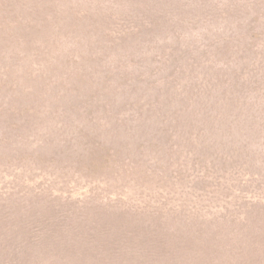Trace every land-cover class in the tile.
<instances>
[{"label":"rangeland","instance_id":"1","mask_svg":"<svg viewBox=\"0 0 264 264\" xmlns=\"http://www.w3.org/2000/svg\"><path fill=\"white\" fill-rule=\"evenodd\" d=\"M224 7L213 0H0V225L9 228L0 235V264L11 258L4 242L28 238L33 247L9 263H24L31 252L28 264H102L101 244L133 229L143 241L120 251L129 264H264L258 252L240 261L221 246L235 226L219 216L264 194L252 181L264 178L253 164L258 148L231 140L239 133L215 121L218 89L203 95L217 80L221 92H230L223 81L240 90L241 71L253 68L239 60L237 18L218 17ZM256 28L263 31L256 49L264 52V23ZM218 58L230 61L226 70L216 72ZM171 113L178 129L164 120ZM107 153L111 167L97 168ZM166 208L182 223L184 212L195 211L191 232L198 224L223 234L161 241L172 219L148 212ZM104 223L115 224L107 235L85 237ZM117 223L127 231L117 232Z\"/></svg>","mask_w":264,"mask_h":264},{"label":"trees","instance_id":"2","mask_svg":"<svg viewBox=\"0 0 264 264\" xmlns=\"http://www.w3.org/2000/svg\"><path fill=\"white\" fill-rule=\"evenodd\" d=\"M190 1V0H189ZM215 1V4L217 6H225L224 8L220 9L222 12L218 17L220 19L224 18H230L235 16L237 18L238 22H235L237 24V30L242 29L243 35H241V38L238 40H235L237 45V50L241 53H239V60L250 62L253 65V68L250 67L249 69L242 70L241 73H246V80L240 84V90H238V84L235 87L236 83L231 84L227 83L226 81H223V85H226V88L230 90L229 93L223 91H220V85L222 81H215L210 82L207 84L206 92H204L203 95L207 96L210 95L211 92L215 93V89H218L216 92L219 93L217 96V104L219 105L218 109L221 111V113L218 114L219 118L218 121L215 118L216 122L224 124V126L228 127V130L231 132H235L237 135L230 134L231 140L234 138H241L242 143L244 145H248L250 142L253 146L258 148L257 154V160L255 163L258 165V170H260L262 173L264 170V71L262 70V65H264V52H260V48L256 49V43L260 41L259 43H262V40L260 38H263V31H257L256 25L263 26L264 23V0H213ZM242 11V13H241ZM199 27V24H198ZM201 29V26L198 28ZM203 30H206L208 32V29L202 28ZM256 29V31H255ZM195 30V29H194ZM199 36V35H198ZM215 46L214 50L218 49L220 50V45L216 42H213ZM239 43L241 45H239ZM258 43V44H259ZM240 47H239V46ZM259 46V45H257ZM213 47H206L204 45H201V50H207L208 48ZM255 47V49H254ZM199 49V48H198ZM217 60V71H220L222 69H227L230 65V61L227 63H220V59ZM214 71V70H212ZM232 72V71H231ZM259 80V81H256ZM262 88V89H261ZM232 89H235L236 92L231 91ZM257 90L259 92H257ZM238 94V97L235 98L233 95ZM200 95V94H199ZM198 95V96H199ZM190 98L196 99L194 95H190ZM197 96V97H198ZM202 98V97H201ZM188 100V99H187ZM203 101H205L202 98ZM205 103V102H204ZM203 103V104H204ZM208 108V107H207ZM207 108H204L202 106V109L199 114L206 115ZM211 108V107H210ZM204 110V112H203ZM164 117V116H163ZM165 121H169L173 124V128L178 129L177 127H180V122L177 120V115L175 113H171L170 116L164 117ZM212 123V120L210 121V124ZM172 135H169V140H171ZM259 148L261 150H259ZM246 155H244L245 160L250 159L249 155L245 152ZM106 155H109L108 153L101 156L102 162L99 163L97 168H101L104 170L111 167L108 166L110 164V161H106L108 157ZM231 159V157H229ZM262 159V160H260ZM223 161H226L225 159ZM251 161V160H249ZM249 163V162H248ZM113 162H111V165ZM239 166L245 165L244 162L241 164H238ZM236 166V164L234 165ZM91 168H95L92 166ZM252 168V167H247ZM90 169V168H89ZM100 169V170H101ZM233 170V169H232ZM232 170H230L232 172ZM246 172H252L249 170H246ZM258 172V171H257ZM264 174V173H263ZM256 177V178H254ZM254 181L257 184V188L263 190L264 193V178L256 175L254 176ZM258 202L251 203V202H245L243 206L233 205V209H236L234 212V216L226 217L224 215H220L219 219L222 220L224 218H227L228 220L233 221V226H239L237 228L230 227L227 229L228 236L226 239V242L223 243L221 246L225 247L232 256H236L240 261L244 260V258L251 252L255 251L258 252V255L264 256V194L260 195L258 197ZM164 212H158L156 210H153L152 212H148L149 215H151L153 218L156 217L157 220H165V219H172L169 222V228L171 230V233L166 234L164 237L161 238V241L163 240H172L176 241L174 244H178L177 241H185L188 239L189 234H192V236H198L200 239H207L212 238L215 236L222 235L221 233L216 232H209V229L207 228H201V225L197 224V228H194L193 232L190 231V227L187 230L186 227H188V220L191 222L194 218V215L192 213H195V211H188L184 212L181 216V219L187 220V222H180L176 221V218H179L178 215L174 213L173 209L166 208L163 209ZM218 218V215L216 216ZM115 224L108 225L104 223L103 225H97L96 228L99 226L100 231H97L95 233L92 232V235L90 232L86 234L87 239H94L96 236L98 237L100 234L107 235V232L113 228ZM119 230L117 232L122 233L123 230L127 231V228L121 227L122 223H117V226H119ZM191 223L189 224V226ZM193 225V224H192ZM134 227V222H133ZM192 227V226H191ZM95 228V229H96ZM9 228L4 227V225H0V235L4 236L5 233H8ZM97 230V229H96ZM226 232V233H227ZM255 232V234L253 233ZM98 234V235H97ZM125 235H116V239H112L111 243H103L101 244V247L106 244L107 246H103L102 250L99 252V254H102L103 263L102 264H113L114 260H118V264H129V256L124 258H119V255L122 252V249H126L129 251H135L133 248L134 246H139L141 241L135 240V238L139 235L138 231L136 229L129 230L128 232L124 233ZM247 234H251V237H248ZM236 236H241L240 239L236 238ZM29 239V238H28ZM26 240L22 245H12L11 243H3L2 249L3 254L11 253L10 260H7L8 263L6 264H12L9 263L12 261V259H15V257H18L19 255L23 254V248H29L33 247V240ZM183 239V240H182ZM106 242L108 240H105ZM205 241V240H203ZM156 242V240H155ZM152 245H155V243H152ZM21 246V247H20ZM5 248V249H4ZM121 251V252H120ZM203 251H199L198 253H202ZM31 252H26L25 259L27 261L23 260L20 261L19 264H28L30 262V254ZM126 254V253H125ZM197 252H195L193 255L195 256ZM132 258V257H130ZM20 259H23V255L20 257ZM134 263L137 262V259H134ZM101 261V257H100Z\"/></svg>","mask_w":264,"mask_h":264}]
</instances>
